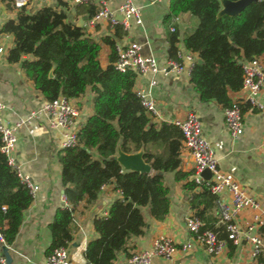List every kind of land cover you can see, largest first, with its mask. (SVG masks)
Segmentation results:
<instances>
[{
	"label": "trees",
	"instance_id": "trees-1",
	"mask_svg": "<svg viewBox=\"0 0 264 264\" xmlns=\"http://www.w3.org/2000/svg\"><path fill=\"white\" fill-rule=\"evenodd\" d=\"M1 2L13 9L11 0ZM75 9L77 14L91 19L99 8L89 1ZM220 10L219 0H168L164 21L183 14L196 18V28L183 40V47L201 60L191 67L189 84L199 102H215L224 109L232 104L229 93L241 90L242 64L264 55V0L250 4L236 16L218 17ZM112 30V37L102 39L111 49L109 64L102 68L98 60L100 45L83 27L68 22L63 9L42 7L31 12L23 8L0 28V34L13 37L7 62L19 64L45 101L58 96L72 100L88 93L91 96L92 114L78 132V145L63 148L57 155L68 207L57 209L49 224L51 240L46 255L69 246L76 206L81 202L87 207L93 205L103 187L111 184L121 197L110 204L105 216L93 218L96 237L88 242L83 257L85 264H114L121 254L129 258L135 250L132 240L146 233L144 209L148 208L149 216L156 222L169 215L171 202L165 174H173L176 182L184 181L183 187L190 194V209L202 220V230L215 232L219 240H226L230 255L234 246L210 215L218 197L194 183V171L181 170L182 133L173 123L151 121L133 90L135 72L115 69V41L126 34L119 25ZM177 42L178 34L173 32L169 56L180 62ZM240 109L244 113L250 105L241 104ZM118 145L124 154L142 151L151 173L123 171L111 159ZM32 200L30 190L0 152V228L7 246L13 243L17 226ZM6 220L15 222L16 227L4 231Z\"/></svg>",
	"mask_w": 264,
	"mask_h": 264
},
{
	"label": "crops",
	"instance_id": "crops-1",
	"mask_svg": "<svg viewBox=\"0 0 264 264\" xmlns=\"http://www.w3.org/2000/svg\"><path fill=\"white\" fill-rule=\"evenodd\" d=\"M75 0H27L26 10L34 12L42 7H52L66 12L67 20L71 24L83 27L86 33L100 45L98 55L99 64L105 68L109 64L111 49L102 43L105 37H112L113 30L107 20L91 23L90 18L84 14H77ZM92 4L101 6L111 14H118L117 10L122 0H90ZM141 12V25L130 22L129 32L116 40L119 46L130 42L137 43L140 55L152 56L159 67L165 68L167 74H149L136 77L133 90L142 88L148 91L153 98L158 117H152L155 124L162 122L174 123L183 120L188 112H195L201 123L202 136L213 150L218 162V168L231 174L242 187L244 192L253 200L264 207V85L258 96L263 109L250 107L243 113V133L232 139L224 124L223 108L215 102L201 103L192 91L189 84L190 69L184 61L188 53L183 47V40L190 35L197 26V20L189 14L176 18L177 23L171 19L167 22L164 17L168 12V0H133ZM64 3L66 6L61 7ZM17 11L8 9L0 2V28L2 25L16 17ZM120 19V16L117 15ZM175 27L178 42L175 47L179 51L183 70L177 72L173 65L175 60L169 56L170 28ZM13 46V37L0 34V102L6 109L0 112L3 120L13 124L18 118L25 117L30 110H36L45 100L35 91L32 81L27 79L19 64H9L7 53ZM195 61L198 57L193 54ZM264 65V55L260 56ZM154 79L156 85L149 88V81ZM240 92L229 93L232 101L241 98ZM81 109L82 114L88 117L92 114L91 96L86 94L80 99L73 100ZM64 131L51 129L44 116L34 119L31 123L18 131L15 148V161L21 175L28 177L38 189L33 193V200L23 214L17 226V235L13 243L6 248L12 258V264H44L47 257L51 236L49 224L52 222L57 209L67 208L68 205L63 195L60 181V165L57 155L62 149ZM119 145L116 156H119ZM181 170L193 171L192 159L188 152L181 150ZM123 170V169H122ZM125 171V170H123ZM165 185L169 189L170 212L162 222H156L149 216L148 208L144 209L147 222L146 233L141 238H134V252L147 250L152 241L164 236L177 246L188 240L184 221L192 214L189 206L190 194L184 189V181L176 182L173 174L164 175ZM118 191L109 184L101 190L97 201L86 206L79 203L74 209L72 241L68 246L71 264H85L83 253L88 242L96 237L92 220L96 216H105L110 204L120 198ZM222 201H227L226 193L219 196ZM217 220V207L210 213ZM254 213L244 210L239 214L236 222L244 231L252 222ZM217 226V222L215 224ZM16 227V223L6 220L3 222L4 231ZM264 243V224L257 230ZM2 247L0 246V251ZM250 245L242 239L241 245L234 246V251L229 255L226 247L217 256H209L202 246L195 245L190 252L178 251L171 260L155 259L153 264H248ZM124 255H118L114 264H122ZM264 262V252L257 259Z\"/></svg>",
	"mask_w": 264,
	"mask_h": 264
},
{
	"label": "built area",
	"instance_id": "built-area-1",
	"mask_svg": "<svg viewBox=\"0 0 264 264\" xmlns=\"http://www.w3.org/2000/svg\"><path fill=\"white\" fill-rule=\"evenodd\" d=\"M89 1L75 0L74 2L81 4ZM11 2L13 9L16 11L27 6V0H11ZM117 12L118 14L116 15L111 14L106 7L101 6L97 14L90 19V22L94 24L100 20H107L111 28L119 25L125 34L129 32L131 21L136 25H141L142 23L140 9L134 4L133 0H122ZM117 15L120 16V19L117 18ZM172 20L177 23L176 18ZM170 32H175V27H171ZM115 49L117 58L114 62V67L121 73L130 69L135 72L136 77L146 74L152 77L159 73L167 74V70L159 67L155 58L152 56H141L139 52L141 47L135 42H130L125 46H119L115 42ZM181 57L178 51L177 58L181 60ZM184 61L188 63L189 69L196 62L195 58H193V53L186 54ZM171 65L177 72L184 68L181 61H175ZM242 68V87L239 91L242 94L241 98L232 101L230 107L223 109L224 124L232 139H236L243 133L241 104L247 103L250 107L263 109L262 103L258 100L264 85V65L260 57L244 62ZM155 85L156 81L151 79L149 88ZM134 92L147 114L151 118L158 117L159 114L150 93L140 87ZM4 109H6L5 104L0 102V112ZM40 116L45 117L49 128L64 131L62 149L78 145V132L87 118H84L85 114H82L80 107L72 99H67L63 96H58L51 101H44L36 110H30L25 117L18 118L13 124L5 122L0 115V152L6 157L9 166L17 171L18 176L30 190L32 196L37 191L38 186L28 177L20 174L15 161V148L18 131ZM173 124L182 133V150L188 152L192 159L194 183L199 187H206L218 197L216 202L218 228L224 229L227 234V240L235 247L241 245L242 239L247 241L250 245L248 264H264V262L257 260L260 254L264 252V243L257 232L264 224V207L249 197L231 174L218 168V162L213 150L202 136L200 119L195 112H188L183 120H176ZM204 170L210 172L209 179L201 176ZM223 193H226L227 201L219 199V196ZM244 210H251L254 215L252 222L242 231L236 220ZM184 225L188 233V240L185 243L177 246L170 239L160 236L152 241L149 249L134 252L122 264H153L155 259L171 260L178 251L190 252L195 245L202 246L209 256H217L227 247L226 240H219L215 232L202 230L203 222L194 213L185 218ZM0 246L6 247L1 228ZM0 264H6L1 251ZM44 264H71L68 247L54 249L46 257Z\"/></svg>",
	"mask_w": 264,
	"mask_h": 264
},
{
	"label": "water",
	"instance_id": "water-1",
	"mask_svg": "<svg viewBox=\"0 0 264 264\" xmlns=\"http://www.w3.org/2000/svg\"><path fill=\"white\" fill-rule=\"evenodd\" d=\"M221 4V10L218 13V17L222 15H228V16H236L240 14L246 7H248L250 4L258 2L260 0H238L235 2L228 1V0H219ZM77 27H79L77 25ZM198 63H201V60H197ZM50 77H52V74H50ZM122 154V163L126 166V169L122 167V165L119 163L118 157L113 156L111 159L118 162V164L121 166V168L125 171H133V172H139V173H151V167L146 164L142 159V151L136 152L134 154H124L120 151ZM201 176L205 179H209L210 172L208 170H204L201 173ZM1 253L3 257L5 258L6 264H12V258L9 254V251L6 247H2Z\"/></svg>",
	"mask_w": 264,
	"mask_h": 264
},
{
	"label": "bare ground",
	"instance_id": "bare-ground-1",
	"mask_svg": "<svg viewBox=\"0 0 264 264\" xmlns=\"http://www.w3.org/2000/svg\"><path fill=\"white\" fill-rule=\"evenodd\" d=\"M117 159L119 160V163L122 165V167H123L124 169H126V166L123 165V163H122V154H121V153H119V156H118Z\"/></svg>",
	"mask_w": 264,
	"mask_h": 264
},
{
	"label": "rangeland",
	"instance_id": "rangeland-1",
	"mask_svg": "<svg viewBox=\"0 0 264 264\" xmlns=\"http://www.w3.org/2000/svg\"><path fill=\"white\" fill-rule=\"evenodd\" d=\"M90 108L92 109V104H91ZM205 262L207 264V262L209 263L210 261L209 260L207 261V259H206Z\"/></svg>",
	"mask_w": 264,
	"mask_h": 264
}]
</instances>
